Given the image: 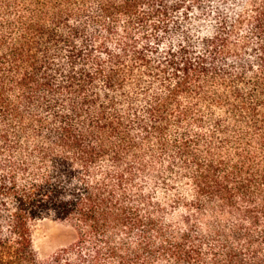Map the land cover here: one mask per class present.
Instances as JSON below:
<instances>
[{"label":"trees","instance_id":"16d2710c","mask_svg":"<svg viewBox=\"0 0 264 264\" xmlns=\"http://www.w3.org/2000/svg\"><path fill=\"white\" fill-rule=\"evenodd\" d=\"M201 1L0 0V264L202 259L187 234L163 239L152 180L188 185L187 224L220 212L264 232V0ZM45 218L78 238L42 261ZM215 247L211 264L233 259Z\"/></svg>","mask_w":264,"mask_h":264},{"label":"rangeland","instance_id":"374dc122","mask_svg":"<svg viewBox=\"0 0 264 264\" xmlns=\"http://www.w3.org/2000/svg\"><path fill=\"white\" fill-rule=\"evenodd\" d=\"M202 9L212 12L221 4L219 0H202ZM201 22L190 17L188 23L181 22L182 26L188 25L193 30L199 27H207L210 17ZM187 26V27H188ZM163 164H159L154 175H161ZM172 185L167 188L160 183L145 182L144 193L154 205L161 209L153 211V220L161 235L166 241H179L183 235L194 243H202L200 248L202 259L184 261L182 264H211V245L214 244L218 254L225 252V249L232 250L233 259L224 264H264V232L262 227L252 228L243 223L238 217L223 215L220 212H202L200 216L191 217L189 223H185V206L174 204L176 197L185 199L189 194V187L186 183L172 180ZM241 224V225H240ZM240 225V227H239ZM32 241L33 249L37 257L42 261L49 260L52 255L61 249L74 244L78 238V232L73 223L69 221H58L53 218H45L33 226ZM138 232L133 235H120L119 237L130 247L138 245ZM153 239H157L155 233H151ZM219 246V247H218ZM140 264H176L168 257L157 251L154 257H147L142 254Z\"/></svg>","mask_w":264,"mask_h":264}]
</instances>
